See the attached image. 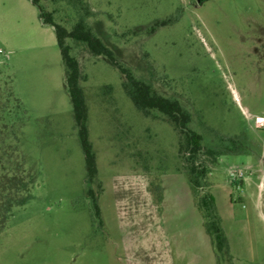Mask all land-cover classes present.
Segmentation results:
<instances>
[{
  "label": "rangeland",
  "instance_id": "rangeland-1",
  "mask_svg": "<svg viewBox=\"0 0 264 264\" xmlns=\"http://www.w3.org/2000/svg\"><path fill=\"white\" fill-rule=\"evenodd\" d=\"M39 4L67 30L83 17L136 78L179 102L204 148L220 138L242 144V153L208 165L205 178L228 254L217 260L200 211L182 206L168 211L187 233L180 264H264V0ZM38 14L29 0H0V264H123L111 177L148 174L160 204L162 181H185L190 191L181 135L159 112L134 107L105 57L67 41L101 185H92L95 219L65 66Z\"/></svg>",
  "mask_w": 264,
  "mask_h": 264
},
{
  "label": "trees",
  "instance_id": "trees-1",
  "mask_svg": "<svg viewBox=\"0 0 264 264\" xmlns=\"http://www.w3.org/2000/svg\"><path fill=\"white\" fill-rule=\"evenodd\" d=\"M29 2L38 9V17L41 23L53 28L56 44L65 66L66 88L71 101L78 141L84 159L85 194L91 200L94 218L99 220L100 217L96 202L97 195L94 193L92 185H95L97 191L101 189V185L97 182L95 156L88 140L87 107L82 88L79 86L81 73L77 59L70 54V46L67 43L69 40L84 45L93 56L105 57L118 70L124 78L122 87L125 94L141 114L147 116L151 111H157L165 116L179 132L181 142L178 146V153L183 159L184 173L190 185L195 205L200 211L203 226L211 238L217 260H222L223 256L228 254V242L215 214L213 198L207 192L208 184L205 178L209 172L208 165H215L217 159L222 155L242 153L244 151L242 144L237 141V138H220L218 147L204 148L202 146V136L189 128L191 116L179 102L174 98L157 94L149 84L136 78L130 69L119 61L115 53L94 34L83 17H80L71 29L67 30L53 20L51 13L44 11L39 4V0H29ZM201 157L206 158V162L201 161ZM205 188L207 189L205 190ZM151 192L155 200L159 202V189L153 192L151 188Z\"/></svg>",
  "mask_w": 264,
  "mask_h": 264
},
{
  "label": "crops",
  "instance_id": "crops-1",
  "mask_svg": "<svg viewBox=\"0 0 264 264\" xmlns=\"http://www.w3.org/2000/svg\"><path fill=\"white\" fill-rule=\"evenodd\" d=\"M180 182H161V205L151 192L152 183L148 174H115L111 177L109 189L123 264H180L183 253L178 252V248L186 247L187 233L183 226L178 228L175 225V219L168 211H176L182 206L190 211L195 207L191 189L188 191L185 181ZM177 184L179 189H176ZM180 197L183 204H175V198Z\"/></svg>",
  "mask_w": 264,
  "mask_h": 264
}]
</instances>
